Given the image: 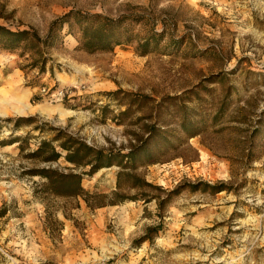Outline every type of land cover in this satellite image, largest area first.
Here are the masks:
<instances>
[{"label": "rangeland", "instance_id": "obj_1", "mask_svg": "<svg viewBox=\"0 0 264 264\" xmlns=\"http://www.w3.org/2000/svg\"><path fill=\"white\" fill-rule=\"evenodd\" d=\"M70 12L136 41L90 52L65 24L0 51V264H264V0H0V26L46 39ZM55 136L57 162L30 157ZM69 137L139 158L90 176ZM49 168L84 193H46Z\"/></svg>", "mask_w": 264, "mask_h": 264}, {"label": "trees", "instance_id": "obj_2", "mask_svg": "<svg viewBox=\"0 0 264 264\" xmlns=\"http://www.w3.org/2000/svg\"><path fill=\"white\" fill-rule=\"evenodd\" d=\"M65 24L69 25L70 33L74 32L75 27L78 28L83 38L82 46L90 52H110L117 46L131 45L136 41L133 29L126 26L125 19L112 20L101 16H90L78 12H70L52 23L46 39H42L34 30L15 32L0 26V51H20L22 53L42 56L43 46L51 47L54 45L58 33L61 32ZM155 36L158 35L151 36V39L154 40L156 38ZM144 41L145 42H143L140 47L146 49L149 46V41L148 39ZM46 63L47 60L44 59L34 61L32 65L44 71ZM32 120V118H27L25 121L29 123ZM21 121L23 120L19 119L17 122L20 123ZM59 139L60 136H55L51 141L41 142L39 148L32 153L30 157L46 163L57 162L61 158V154L56 151L53 142ZM14 143H19L20 150L24 151L25 147L22 140L12 142V144ZM61 148L67 151V155L65 156L66 161L74 165L75 168L90 166L91 168L87 172V175L90 176L96 174L105 167L113 166L115 162L119 166L125 165L124 168L126 169L128 168V164H124V160L130 161L133 165H136L135 163L139 158L138 151L135 150L126 156L114 155L112 152L108 153L104 150H98L87 146L83 141L75 137H69L65 140V142L61 144ZM150 163L151 162H147L146 164ZM31 175H37L46 180V193L65 197H77L84 193L82 187L83 174H63L49 168L37 170ZM217 192H221V190Z\"/></svg>", "mask_w": 264, "mask_h": 264}, {"label": "bare ground", "instance_id": "obj_3", "mask_svg": "<svg viewBox=\"0 0 264 264\" xmlns=\"http://www.w3.org/2000/svg\"><path fill=\"white\" fill-rule=\"evenodd\" d=\"M19 103H21V102H19ZM27 109H30V106L29 105H26V104H23L22 109L19 108L15 112L18 113V114H25V112L27 111ZM4 114H6V113H4Z\"/></svg>", "mask_w": 264, "mask_h": 264}, {"label": "crops", "instance_id": "obj_4", "mask_svg": "<svg viewBox=\"0 0 264 264\" xmlns=\"http://www.w3.org/2000/svg\"><path fill=\"white\" fill-rule=\"evenodd\" d=\"M5 102V101H4ZM6 103V102H5ZM18 103H19V101H18ZM7 104V103H6Z\"/></svg>", "mask_w": 264, "mask_h": 264}]
</instances>
